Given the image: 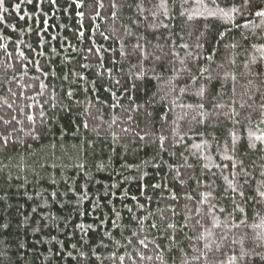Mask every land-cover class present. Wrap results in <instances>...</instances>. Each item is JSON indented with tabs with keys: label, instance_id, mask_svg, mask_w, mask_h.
<instances>
[{
	"label": "trees",
	"instance_id": "1",
	"mask_svg": "<svg viewBox=\"0 0 264 264\" xmlns=\"http://www.w3.org/2000/svg\"><path fill=\"white\" fill-rule=\"evenodd\" d=\"M261 12L3 0L0 264H264Z\"/></svg>",
	"mask_w": 264,
	"mask_h": 264
},
{
	"label": "snow or ice",
	"instance_id": "2",
	"mask_svg": "<svg viewBox=\"0 0 264 264\" xmlns=\"http://www.w3.org/2000/svg\"><path fill=\"white\" fill-rule=\"evenodd\" d=\"M3 0H0V3H2ZM29 2H31V0H29ZM250 2V0H245V4H248ZM235 10V9H234ZM257 15H264V12L261 13H257ZM261 137H257V139H260Z\"/></svg>",
	"mask_w": 264,
	"mask_h": 264
}]
</instances>
